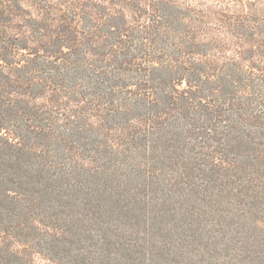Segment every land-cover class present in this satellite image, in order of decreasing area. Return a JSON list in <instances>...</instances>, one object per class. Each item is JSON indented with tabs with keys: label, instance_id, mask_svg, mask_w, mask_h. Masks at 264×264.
I'll return each instance as SVG.
<instances>
[{
	"label": "trees",
	"instance_id": "obj_1",
	"mask_svg": "<svg viewBox=\"0 0 264 264\" xmlns=\"http://www.w3.org/2000/svg\"><path fill=\"white\" fill-rule=\"evenodd\" d=\"M245 11L244 0H0V264L216 256L220 235L189 239L155 218L141 240L130 203L169 192L165 209L184 211L176 167L201 142L248 149L264 174V22ZM218 153L213 164H235ZM247 235L226 242L262 253L263 232Z\"/></svg>",
	"mask_w": 264,
	"mask_h": 264
},
{
	"label": "rangeland",
	"instance_id": "obj_2",
	"mask_svg": "<svg viewBox=\"0 0 264 264\" xmlns=\"http://www.w3.org/2000/svg\"><path fill=\"white\" fill-rule=\"evenodd\" d=\"M244 3L246 5V14L244 13V15H255L260 18V21L264 22V0H244ZM261 24V32H264V23ZM257 35L259 41L264 40V33ZM232 43H235V41H232ZM235 48L236 46L232 44L228 55H232L233 52L231 50ZM254 71L257 72V75L261 72L260 70ZM247 94L244 92L242 95ZM242 117L246 120L245 117L247 116L243 113ZM221 131L225 130L221 128ZM225 134L227 133L224 132ZM222 137L225 136L222 135ZM226 142L229 146L220 144L217 148H214L213 145V147L211 146L212 142H201L198 147L201 146L205 149L195 148V151L198 152L195 159L189 160V157H193L192 152H189L186 156L187 158L179 164L180 167H176L179 170L178 175L181 177L179 183L182 186L179 188L185 192L183 198V201H185L183 206L184 211L170 212L169 207L165 209L166 206L164 204L167 203H164V199L169 192L157 193L152 198L151 205L143 202L144 206L141 210H139L136 202L130 203H135L130 206V209L132 213L136 212V219L133 218L136 222L133 223L137 224V228H140L141 233L143 232L140 237L141 240L150 239L149 235L146 234L145 227L147 223L152 224L150 218H155L157 228L168 229L173 227L175 229L178 227L180 234L184 233L181 236L188 237L189 239L191 238V234L194 233L192 228H199L203 236L205 232L207 235L209 233L213 236L220 235L218 251L215 252L216 256L213 258L209 257V255H204V258H206L204 264H264V250L262 253L252 252V246L248 244V238L245 240V247L244 243H237L235 246L231 244L230 248L226 242L233 234L238 235L241 241V238L248 236V232L256 233L259 230L264 235V174L258 171L260 170L259 168L256 169L254 167L252 161H250L251 159L248 160L249 158L246 157V154L249 153L248 149H235L231 141ZM214 143L217 144V142ZM216 149L219 151V157L230 156V159L234 160L235 164L230 166L221 165L220 162L213 164L214 161H217V158H215L216 160H211L208 156L215 154ZM228 152L229 155H227ZM202 161L208 162V164H196L202 163ZM212 164L216 166H211ZM169 182L175 183L174 180H169ZM132 184L134 187L137 186L136 181H133ZM136 193H138V190H135L132 194L136 196ZM145 193H140L139 195L141 196ZM178 197L180 198L181 194ZM172 203L174 205L177 204L170 201V204ZM225 208H228L230 211L226 213L235 214L236 216L229 223L230 225L227 221H223L220 218V211ZM130 226L132 228L135 227L131 223ZM225 234L229 235L222 241ZM134 239L136 244L140 243L136 240V236ZM162 240V234L161 238L155 236L151 239V241ZM207 241L210 243V240L207 239ZM213 241H215V238ZM191 245L196 247L194 243ZM186 256L193 261L201 257L199 256L198 258L197 255L191 252Z\"/></svg>",
	"mask_w": 264,
	"mask_h": 264
}]
</instances>
